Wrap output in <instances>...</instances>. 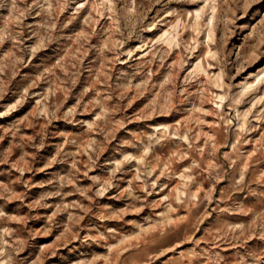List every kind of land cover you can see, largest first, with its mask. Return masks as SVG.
<instances>
[{
  "label": "rangeland",
  "instance_id": "1",
  "mask_svg": "<svg viewBox=\"0 0 264 264\" xmlns=\"http://www.w3.org/2000/svg\"><path fill=\"white\" fill-rule=\"evenodd\" d=\"M0 264H264V0H0Z\"/></svg>",
  "mask_w": 264,
  "mask_h": 264
},
{
  "label": "bare ground",
  "instance_id": "2",
  "mask_svg": "<svg viewBox=\"0 0 264 264\" xmlns=\"http://www.w3.org/2000/svg\"><path fill=\"white\" fill-rule=\"evenodd\" d=\"M196 19H198V15H196ZM173 31H174V29H171V30L165 32L164 34H162V36H161L167 44H171L173 39H174ZM195 70L199 72L200 68L198 66H196L194 69V72H195Z\"/></svg>",
  "mask_w": 264,
  "mask_h": 264
}]
</instances>
